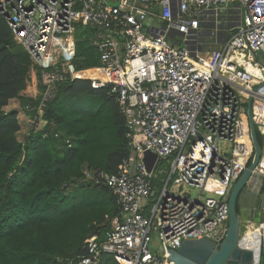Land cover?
I'll return each instance as SVG.
<instances>
[{
  "label": "built area",
  "instance_id": "obj_1",
  "mask_svg": "<svg viewBox=\"0 0 264 264\" xmlns=\"http://www.w3.org/2000/svg\"><path fill=\"white\" fill-rule=\"evenodd\" d=\"M117 1L0 0V13L40 85L38 106L27 107L35 110L26 117L31 130H45L60 84L80 77L79 24L91 29L98 57L86 78L112 85L126 118L130 151L117 171L86 168L82 176L107 185L120 213L70 264H100L103 254L119 264H174L169 249L204 237L220 242L227 232L231 191L254 155L250 98L264 139V0ZM255 172L264 194V144ZM182 185L198 196L175 190ZM262 210L254 264H264V197ZM238 245L244 248L242 233Z\"/></svg>",
  "mask_w": 264,
  "mask_h": 264
},
{
  "label": "trees",
  "instance_id": "obj_2",
  "mask_svg": "<svg viewBox=\"0 0 264 264\" xmlns=\"http://www.w3.org/2000/svg\"><path fill=\"white\" fill-rule=\"evenodd\" d=\"M90 35V28L78 25V70L98 64ZM32 65L0 13V264H70L86 254L89 237L105 236L120 213L107 185L82 176L86 168L117 171L130 151L126 118L112 85L94 87L90 78L77 77L60 84L45 113V130H31L21 141L19 110L5 107L18 98L28 115H34L27 107L36 108L40 95L22 94L31 81ZM100 264L119 262L103 254Z\"/></svg>",
  "mask_w": 264,
  "mask_h": 264
},
{
  "label": "water",
  "instance_id": "obj_3",
  "mask_svg": "<svg viewBox=\"0 0 264 264\" xmlns=\"http://www.w3.org/2000/svg\"><path fill=\"white\" fill-rule=\"evenodd\" d=\"M246 111L252 134L254 155L251 165L243 171L231 191L229 198L230 218L227 232L220 242L204 237L186 240L178 250L169 249L171 252L170 259L174 261V264H254L253 251L238 245L241 225L246 220L240 205L244 194L252 198L255 197V194L249 191L251 185L259 182L261 184L262 177L255 172V168L261 157L263 145L258 138L257 128L253 119L251 98L247 102ZM146 159L148 162V157ZM154 161L155 158H153V163ZM261 191L263 192L262 187ZM256 219L260 220L258 217Z\"/></svg>",
  "mask_w": 264,
  "mask_h": 264
},
{
  "label": "crops",
  "instance_id": "obj_4",
  "mask_svg": "<svg viewBox=\"0 0 264 264\" xmlns=\"http://www.w3.org/2000/svg\"><path fill=\"white\" fill-rule=\"evenodd\" d=\"M39 92H40V85H39V82L37 80V77L35 75H32L31 76V81L28 84V87L26 88V90H24L22 92V94L26 95L28 97H31V98H36L38 96ZM14 109L15 110H19V119H20V123H21V130L17 134L18 138L20 139V136L22 135V137H24V139H25L26 136H27V133H28L27 131L30 129V126H29V124L26 121V117H27L28 112H27V110H25L21 106V101L18 98L11 99L9 104L5 107L6 111H10V110H14ZM20 140L23 141V139H20ZM146 157H148L149 165H152L154 156L151 155V154H146ZM250 191L252 193H254V194L262 193L260 182L258 184L257 183L252 184L251 187H250ZM247 220H251V221H254V222L258 221L256 219V217L251 218V219H246V221Z\"/></svg>",
  "mask_w": 264,
  "mask_h": 264
},
{
  "label": "rangeland",
  "instance_id": "obj_5",
  "mask_svg": "<svg viewBox=\"0 0 264 264\" xmlns=\"http://www.w3.org/2000/svg\"><path fill=\"white\" fill-rule=\"evenodd\" d=\"M109 1L111 3H118L117 0H109ZM88 47H89V45L86 44L85 45V48H88ZM262 59H263V64H264V55H263ZM78 76H80V77H91V76H93V71L91 69L90 70H86V69L85 70H78ZM38 95H39V93H38ZM31 129L32 128L30 127V129L27 131L28 132L27 135L30 134ZM20 139H23L24 140V137H22V135H21L20 136ZM221 147L223 148L224 145L221 144ZM170 163H171L170 160L169 161H165V162H160V167L169 166ZM175 190L176 191H179V192L188 193L191 197H197L198 194H199V190L197 188L190 187V186H184V185H182L181 187L176 188ZM207 195H212V194L211 193L204 192L203 197H205ZM152 238H153V241L155 242V244L153 245V247L155 246L156 248H159V244H158L159 243L158 242V239L159 238H158V235L155 232L152 233Z\"/></svg>",
  "mask_w": 264,
  "mask_h": 264
},
{
  "label": "flooded vegetation",
  "instance_id": "obj_6",
  "mask_svg": "<svg viewBox=\"0 0 264 264\" xmlns=\"http://www.w3.org/2000/svg\"><path fill=\"white\" fill-rule=\"evenodd\" d=\"M263 197H264L263 192L260 194L256 193L255 197L253 198L247 196V194H244L242 196L240 208L242 209L243 215L246 217L245 219L254 218V217H258V218L263 217V210H262Z\"/></svg>",
  "mask_w": 264,
  "mask_h": 264
},
{
  "label": "bare ground",
  "instance_id": "obj_7",
  "mask_svg": "<svg viewBox=\"0 0 264 264\" xmlns=\"http://www.w3.org/2000/svg\"><path fill=\"white\" fill-rule=\"evenodd\" d=\"M67 56H69L68 50H66ZM48 60V58H47ZM258 231V224L254 221H243L241 225V233L243 236V247L248 250L255 251L258 255L259 240L256 236Z\"/></svg>",
  "mask_w": 264,
  "mask_h": 264
}]
</instances>
